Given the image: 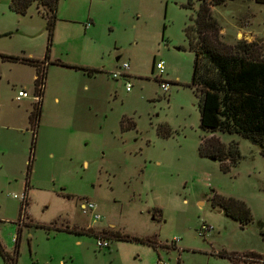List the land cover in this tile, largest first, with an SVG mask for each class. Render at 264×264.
I'll return each mask as SVG.
<instances>
[{
    "label": "rangeland",
    "instance_id": "obj_1",
    "mask_svg": "<svg viewBox=\"0 0 264 264\" xmlns=\"http://www.w3.org/2000/svg\"><path fill=\"white\" fill-rule=\"evenodd\" d=\"M199 9L198 0H60L34 136L27 110L37 103L16 97L35 87L37 67L22 60L46 58L48 21L35 4L20 14L0 0V244L17 264H232L222 252L262 264L264 156L238 134L201 128L186 36ZM213 14L225 43L264 45L263 4L231 0ZM124 63L129 78L120 83ZM213 136L239 144L228 172L200 153ZM216 193L246 202L253 221L221 212ZM87 200L101 219L82 210Z\"/></svg>",
    "mask_w": 264,
    "mask_h": 264
},
{
    "label": "trees",
    "instance_id": "obj_2",
    "mask_svg": "<svg viewBox=\"0 0 264 264\" xmlns=\"http://www.w3.org/2000/svg\"><path fill=\"white\" fill-rule=\"evenodd\" d=\"M200 9L192 24L186 29L190 49L195 52L193 86L200 96L201 128L209 133L221 131L238 134L261 148L264 156V45L258 42L239 40L235 45L227 44L222 39V27L213 14V8L225 5L231 0H198ZM264 5V0H255ZM60 0H10V7L20 14H27L35 4L40 13L47 18L49 27V46L46 58L40 60L22 61L32 63L37 67L38 78L35 88L42 82L44 88L42 100L35 105L31 115L32 122H40L43 108V97L47 79L46 64L49 60L54 30L58 21ZM191 2L188 8H193ZM15 61L19 57L5 56ZM40 63V64H39ZM55 64L69 66L61 61ZM83 69L78 66H70ZM90 75L101 70L84 69ZM35 148V139L32 154ZM201 155L221 162L222 170L228 172L241 159L239 144L233 142L226 145L213 136L203 141L200 147ZM32 159L29 162V171ZM213 204L230 218L245 226L253 221L251 209L246 202L233 197H225L216 193ZM261 235L264 239V225ZM67 231H73L66 228ZM111 238L137 240L120 232H111ZM100 239H105L100 237ZM108 240V239H105ZM0 250L7 264H17V256L6 251L0 244ZM254 253V251L252 252ZM236 253L222 252V257H228L232 264H238ZM264 263V254H258Z\"/></svg>",
    "mask_w": 264,
    "mask_h": 264
},
{
    "label": "built area",
    "instance_id": "obj_3",
    "mask_svg": "<svg viewBox=\"0 0 264 264\" xmlns=\"http://www.w3.org/2000/svg\"><path fill=\"white\" fill-rule=\"evenodd\" d=\"M156 67H157V69L160 70V72H161L160 75L162 76V74L164 73V69H165L164 64L158 63ZM129 68H130V64L124 63L121 66V71L116 72L114 74V77L116 79H119L122 82V79H124L125 77H128L126 75V72L129 70ZM37 78H38V75H36V79ZM161 83H162V87L165 90L169 89V85L166 82L162 81ZM126 87H127V90L130 91L132 89V84L130 82H127ZM43 88H44V84L42 82L37 86V89L34 87V89L32 91H29L28 89L23 88V89L18 91L16 98H17V100H23L25 98H32L34 100V103H39L42 100V93L41 92L43 91ZM81 208L85 213H91L92 217L95 220L101 219V215L96 211L97 207L93 202L87 200L81 204ZM201 230L203 231L202 233L204 235H206V234L210 233L211 231H213V228L211 226H208L205 224V225H203ZM99 245L101 247H109L110 242L108 240L101 239L99 242Z\"/></svg>",
    "mask_w": 264,
    "mask_h": 264
},
{
    "label": "crops",
    "instance_id": "obj_4",
    "mask_svg": "<svg viewBox=\"0 0 264 264\" xmlns=\"http://www.w3.org/2000/svg\"><path fill=\"white\" fill-rule=\"evenodd\" d=\"M214 9V8H213ZM226 31V30H225ZM247 33H251L250 31H247ZM240 34V32H238V35ZM223 35H225V32H224V34ZM46 64H50V62H49V60H48V62L46 63ZM49 66V65H48ZM47 74H48V72H47ZM34 78L36 79V75L34 76ZM34 89V88H33ZM47 95V84L45 85V90H44V97H43V102H44V99H45V96ZM57 101H59V98L57 97V98H55ZM43 106V105H42ZM31 115H32V112H29V110H27V121L30 123L31 122V124L34 126L33 128V132H34V136L36 135V133L38 132V127H39V124L41 123V119H42V115H41V119H40V122H39V124L38 123H35V122H32V120H31ZM27 122V123H28ZM34 139H35V137H34ZM33 139V140H34Z\"/></svg>",
    "mask_w": 264,
    "mask_h": 264
},
{
    "label": "water",
    "instance_id": "obj_5",
    "mask_svg": "<svg viewBox=\"0 0 264 264\" xmlns=\"http://www.w3.org/2000/svg\"><path fill=\"white\" fill-rule=\"evenodd\" d=\"M120 83H121V81H120ZM221 212H222V210H221Z\"/></svg>",
    "mask_w": 264,
    "mask_h": 264
}]
</instances>
